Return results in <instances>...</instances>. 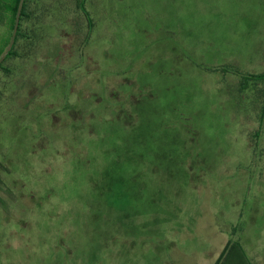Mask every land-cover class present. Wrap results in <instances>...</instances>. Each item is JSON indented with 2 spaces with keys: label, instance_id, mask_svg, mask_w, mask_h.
Wrapping results in <instances>:
<instances>
[{
  "label": "rangeland",
  "instance_id": "rangeland-1",
  "mask_svg": "<svg viewBox=\"0 0 264 264\" xmlns=\"http://www.w3.org/2000/svg\"><path fill=\"white\" fill-rule=\"evenodd\" d=\"M33 10L0 70V264H264V0H87L88 42L76 0Z\"/></svg>",
  "mask_w": 264,
  "mask_h": 264
},
{
  "label": "trees",
  "instance_id": "trees-1",
  "mask_svg": "<svg viewBox=\"0 0 264 264\" xmlns=\"http://www.w3.org/2000/svg\"><path fill=\"white\" fill-rule=\"evenodd\" d=\"M19 2H20V0H0V25L4 27L3 34L1 35L2 48L0 50V57L3 55V53L6 51V49L8 48V46L10 44L12 33L14 30V25H15V20H16ZM39 2H40V0H25L14 47H13L12 51L8 54L5 61L0 65V70L4 69V66L6 65V63L15 55V48L18 44L19 39L20 38H28L27 34H24L23 30H22L23 22H25V19L29 18V16H30V15H28L29 13L31 14V16L34 14L33 8H35V10L38 9ZM76 5H77L78 10L80 12H82V14H84L87 17L89 34L87 35L86 42H88V40L91 37V31L93 30L95 24H94L93 19L90 16L88 10H87V0H76ZM35 17H37V16H35ZM244 80H246V81H264V75H250V76H246ZM263 119H264V116H263ZM257 136H258V134H257ZM1 183H3V182H1ZM1 189H3V187H0V190ZM1 200H2V198L0 197V202H1ZM229 250L237 251L239 253L237 255L238 257H236L233 260L234 263H231V264H252L251 261L246 257L244 249H243L242 245L240 244V242H238V241H234V242L229 243L228 247L225 250V254L223 255V257H224L223 261H222V263L219 262V264H223V263L225 264V262H227V260L225 259V256Z\"/></svg>",
  "mask_w": 264,
  "mask_h": 264
},
{
  "label": "water",
  "instance_id": "water-1",
  "mask_svg": "<svg viewBox=\"0 0 264 264\" xmlns=\"http://www.w3.org/2000/svg\"><path fill=\"white\" fill-rule=\"evenodd\" d=\"M24 3H25V0H20V2H19L17 15H16V20H15V25H14V30H13L12 37H11V41H10V44H9L8 48L6 49V51L0 57V65L5 61V59L7 58L8 54L12 51V49L14 47V44H15V41H16V37H17V33H18V29H19V24H20V19H21V14H22Z\"/></svg>",
  "mask_w": 264,
  "mask_h": 264
}]
</instances>
